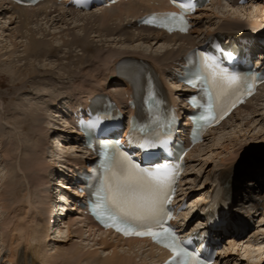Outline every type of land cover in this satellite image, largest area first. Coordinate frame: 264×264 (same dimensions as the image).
Here are the masks:
<instances>
[{
    "label": "bare ground",
    "instance_id": "1",
    "mask_svg": "<svg viewBox=\"0 0 264 264\" xmlns=\"http://www.w3.org/2000/svg\"><path fill=\"white\" fill-rule=\"evenodd\" d=\"M252 1H253V4L257 3V4H262L261 7L264 6L263 4L264 0H252ZM221 4H222L221 0H218L216 3H213L206 11L200 12L196 15L195 20L197 22L201 21V26L197 30H194L192 34L193 33H196L198 35L202 34L204 35V39H205L207 36L214 34L216 32H219V31L223 33H230V34L239 32L241 34H247V35H249V32L251 31H254L257 34L263 32L264 26L263 25L261 26V24L257 21V19L255 21V19L253 20L249 16H246L245 18H240L239 16L238 17L224 16V18L221 19L220 23L211 24V21H213L214 18H218V17L217 15L213 13L209 14L207 12H209L214 6H221ZM49 5L50 4H47V6L42 5L40 7L38 6L36 8H31V9L21 8V7L12 8L5 1L0 0V30H1L0 31V65L9 66V69L7 67L6 71L10 75L11 82L17 84L19 86L18 87L19 89H21L22 87L24 88L27 84L32 85V87L34 88V91L32 90V92H36V94L34 95H36L37 97L39 96L38 92H41L40 87L45 86V85H43L40 82H37L35 79L40 78L41 71H43L42 73L44 77H47L49 79L48 80L47 78H45L48 81V84L50 85V87L52 86L54 88L55 87L54 83L62 81L60 82V84H62L64 88L62 87L61 89L65 90L64 94L71 96V98H75L77 100L83 101L86 95H89L95 90L107 91L105 90L106 85L109 83L111 84L114 83L115 84L114 87L115 88L117 87L119 90L117 89L111 90L109 93L117 101L122 102L123 93L125 91H130L128 87H122V81L120 79V74H119V71L122 69L123 63L127 61V58H139L141 60H150L154 63V65L158 69H160L161 71L165 73V70L168 69L172 65V63L177 60L178 57H182V55L185 53L186 50L190 49L191 47L197 44V41L195 39H191L190 36L168 37V36H165L164 34L155 33V32L144 30V29L139 30L138 32L129 31L128 29L125 30L126 26L131 24V19L136 17L139 14V11L142 8H144L137 4L119 5V6L110 8V9H106V10L99 9L97 11H92L90 13L74 12L71 10H64L63 8H53V7L50 8ZM230 5L235 6L237 5V2H235L234 4H230ZM245 10H242V11L244 12ZM262 12H264L263 9H262ZM261 15L262 14L259 15V18H262ZM68 16H72L75 22L82 21L84 23L83 25H81L83 26V28L80 26L83 29V33L81 34L82 36H79V34L71 32L72 30L68 28H64L60 32V33L65 32V36H67L66 39L65 37L64 39L60 38L62 42L60 44H62V47L70 48L74 46L76 48H79L80 51L82 52V55H84L81 62L77 61L78 66L80 65L81 67H77L78 71L72 74L71 76H70L71 70L67 71L63 69V73L60 75L56 71L52 70L53 67L50 68L47 64L44 65V63H42L45 66V68L42 69L41 67L43 66L38 67V64L40 61L38 63H34L30 61L32 58L40 60L41 58L46 57V55L48 54L53 55V50H55V47L57 46L51 43L49 40L45 39L47 36H49L50 31L46 32L45 29H38V30L33 29L31 27L32 24L39 22V19H40V20L45 21L46 25H50L48 29H50V27L52 29L55 28L54 26L60 22L61 24L65 26H69V23L71 22L66 21V18ZM219 19L220 18H218V20ZM16 21L19 25L16 26L15 31H13L12 29H9L11 26L15 24ZM262 22H264V20ZM94 25H97V28L95 29L94 32L92 31L90 32V30H93L92 27ZM39 26H42V25H39ZM6 31L11 32V33L8 35H5ZM122 31L124 33L126 32L124 34L125 37L123 39H120V37L122 36L120 35ZM97 32L99 34L96 37L99 38V40L95 39L97 41L95 42L94 38L90 36V34L92 33L96 34ZM38 35H41V37L43 38L37 37ZM55 36L56 34L53 35V37ZM22 39L26 40L25 44H23L22 41H19ZM4 41L5 42L8 41L9 43L3 44ZM115 41H116V44H121V45L126 44V46H129L130 44H134L135 42H141V44H144V45L147 44V46L149 45L148 48H153V46H157L159 44L160 50L147 53L142 49L138 50L133 47L132 48L130 47L115 48V47H112V45H108L110 43L113 44ZM17 42H21L22 45L19 46ZM176 44L178 45V47L174 48L173 46H175ZM9 47H10V50L7 51ZM20 47L21 48L23 47L22 50L20 49L21 51L18 50ZM57 48H59V46ZM63 52L59 48V52H57L58 57H61L59 55L63 54V58H65L66 57L65 54H71L70 50L68 51L65 50ZM73 60L74 59H70V60L68 59V61L71 62V64ZM64 80H67L68 82L64 84L63 82ZM67 84H71V86L65 87ZM178 88L179 87L177 88L175 87V89L177 90ZM46 94H45V97L47 99L40 102V104L31 103V102H29L28 104L26 103L20 104V101L22 100H19V102L17 103L18 110L16 114H17V119H20V120L17 121L16 117H14L12 119L14 121H12L11 124L15 125L14 123L16 121L17 127L14 126V128H18L20 133L16 132L13 135H10L12 138V141L9 142L7 145H4L5 146L4 148L1 147L2 149L0 151V155H1L0 157L3 160L5 158L8 160L13 159V152L16 149L15 152L17 151V153L20 155V161L22 160V163H21L22 172H23V174L21 175L23 179L22 184L24 183L25 187L28 185L29 186L28 188L32 189L33 191L35 190L34 192H38L39 190L42 191L41 196L42 198L44 197V199L41 202L38 201L35 205H32L29 199L31 196V192L29 195V190L26 189L27 190L26 192L25 190L24 192L22 191L23 193H25V195L23 194V198L25 200L26 198L28 199L27 204L29 207L33 209L32 221L29 224L24 223V220L16 221L17 223L14 222L15 225L12 226L11 228H7V226H5L7 228L6 230L2 227L5 231H2L3 232L2 239L0 240V245H1L0 247H2V249L0 250V253L3 250L7 252L8 256L6 257V262L8 264H40L39 261L45 264H59L58 261H61L60 263L62 264H79L77 262L78 260L82 258L91 259L93 256H95L96 251L88 250L85 253H83L81 249H79V251L78 249H76L75 253H71L72 255L70 257L73 259H78V260L75 261V263L73 261L72 263H70L69 261L71 259L69 261L63 260L64 257H67L66 256L67 254L66 255L56 254V256H53V257L51 255L50 257L43 256L40 250V247L42 246H38L36 242V238L38 236L39 238L42 237L44 240L47 239L49 241L51 239L53 240L55 237L65 240V238L70 237V234L77 232L76 229L73 231L72 226L79 225L77 229L80 231L79 232L80 236L82 234L86 235V233H88L87 240L93 243L92 247H102L104 248V251L111 250L108 257H104L101 262H106V264H133L132 257L120 255V253L117 251V248L118 247L122 248L123 246H127L131 249V246L133 244L145 243V242H141L137 240H128L125 243H122L117 237H114L117 243L110 244L105 239H101L99 241L96 239L94 240V237L90 239L89 237H92V233H96L93 231L94 226L90 225V222L87 218H81L80 216L66 223L67 232L64 233V231H62L59 224L62 222V217L67 216L66 214L67 210L65 208L57 209L56 207L58 212H60L58 213V216H59L58 221L60 223H58L57 229H55V224L53 225V232L48 237L46 235L43 236L45 229H43V227H41L40 224H39L40 227H38L39 226L38 224H37L38 226H32V223L35 222L34 218H36L37 216L42 217V222H45L47 219L50 220L51 218V215H49V211H50L49 208L51 207V203L53 202L52 195H53L54 189L52 187H49L48 181L50 180H48V178L51 175V166L54 165L56 157L58 158V156H61V153L68 154L69 151L71 153L75 151L80 152V149L78 148L77 145H74V146L66 145L65 146V145H61V141H58L57 144L60 146V149H58L57 147H55L54 145L55 143L49 144L50 137H51L49 129H51V127L54 128V131L59 130L60 132H68V133H72V131H70V129L67 127V123L63 120V118H60L59 114H57L58 111L57 112L53 111V109H57V108L58 110L62 109V107L59 106L58 100L63 94L58 93V92L57 93L55 92L54 94H51V93H48L47 95ZM8 100L11 102L12 100L11 97L8 98ZM254 110H255V107L247 106L244 109V111L237 112L221 128L210 133V137L212 135L214 137L219 132L227 130V126H229V123L233 120L235 116H238L243 112H247V115L255 114ZM15 111H16L15 106L14 107L11 106L10 109L5 110V114L3 111V114L9 115L11 113H14ZM6 113H9V114H6ZM237 121L238 120H236L235 122ZM45 123L47 124L46 126H45ZM232 126L233 125L231 124L230 127ZM242 130L244 131V129H241V131ZM241 131L240 133H242ZM231 135L234 136V134H231ZM58 136L60 137L61 135H58ZM235 136H237V134H235ZM70 140L74 142L73 138H70ZM232 142L233 141L231 139V140L225 141L223 144L218 143L216 144L218 145L217 149H216V146L213 145L212 150H209L208 152L213 154L214 151L217 150L218 153L216 151L217 154L215 156L212 155V157H209L206 159L207 160L205 161L206 164L210 162L207 164V166L212 165L214 169L219 166H223L220 172L223 173L224 175L239 173L242 170L243 166L237 163L238 160H236V158H239L240 156L245 157L246 153L244 150L242 151L240 147H237L234 149ZM1 144H2V141H0V145ZM203 150L204 149L202 147H198V149L194 150L195 153L196 152L198 153L197 156H194V158L198 159V161L200 160V158H202V156L205 157L206 155ZM57 151H59V153ZM223 152L228 154L227 157L225 158L220 157ZM47 157H51L50 159L52 160L50 161L51 163L47 161ZM79 157L80 156L75 155L74 158H72L70 154L65 156L66 160L72 161L73 163H78ZM212 161L214 162L212 163ZM205 166L206 165L204 164V170L202 171L200 170L201 172H199V175L204 172V175H205L204 177H206V179L208 177L211 178L210 176L211 169H208V167L205 169ZM16 168H19V167H16ZM190 174L191 173H189V175ZM13 176L14 175H12V177ZM19 184H21V182ZM58 184L59 182L57 181V186ZM207 184H208V181L207 183H203L202 187H200L197 190V192H199L202 189L204 191H208L209 193L211 191V187L208 188V186H206ZM6 185L8 186L7 183ZM9 185H11L10 186L11 190L8 191L6 189L7 186L5 187L4 185H2V187L3 186L5 187V190L1 189L2 194L0 193V205L2 206L0 208L1 210H3L2 208L6 210L5 212L6 214L4 216L3 222L5 225H8V226L13 221L12 219H10V216L13 211H10L11 209L9 208V206H7L8 204L6 205L5 200H3L2 197L6 195L8 198L10 197V199L13 198V200L11 199L12 201L14 200L16 201V199H14V196L16 195L18 196V191H19V190L16 191L17 189L16 184H12V182L10 183L9 181ZM25 187L24 188L21 187V188L25 189ZM74 192H76L75 189H74ZM248 194L249 192L247 193V195ZM59 198L60 197H58V199ZM21 200L23 201L22 198ZM205 200H206V195L200 202L205 201ZM200 202L196 204V207H198L201 204ZM59 205H63V204L60 203ZM191 207H194V205L191 204ZM72 209H68V210L70 211ZM39 210H40V213L38 212ZM2 213L4 212L2 211ZM190 214L191 213L183 214V216L189 217ZM0 220H1L0 222H2L3 219L0 218ZM198 223L200 222L198 221L195 224H198ZM16 230L18 231L21 230L24 233L27 232L26 242H27V246L29 247L19 248V245L21 244V242H18L17 246H13V240L6 241V239L9 236H13V233ZM52 234L54 235L52 236ZM64 234H67L68 236L66 235L67 237L66 236L63 237ZM106 234L107 236H111L109 233H106ZM42 238L40 240H42ZM23 239H24V236L22 238V241ZM230 247L234 248L233 249L234 252H241V250L247 246L242 245L241 247L239 246L236 247L235 244H232L230 245ZM55 248L56 247L54 246L52 249H55ZM153 248L154 247H151V249ZM158 251L161 252L160 250ZM228 253L229 251L228 252L225 251L221 261L222 263H224L225 261V264H233L231 263L232 262L231 256H229L230 253L229 254ZM44 254H45V251H44ZM68 255H69V251H68Z\"/></svg>",
    "mask_w": 264,
    "mask_h": 264
},
{
    "label": "rangeland",
    "instance_id": "2",
    "mask_svg": "<svg viewBox=\"0 0 264 264\" xmlns=\"http://www.w3.org/2000/svg\"><path fill=\"white\" fill-rule=\"evenodd\" d=\"M261 5L262 4H257L256 3V4H252V5H247L246 7L240 9V8H237V7L230 8V7L226 6L225 4H222L221 6L213 7L207 13H209V14L213 13V14L217 15L218 18H220L219 20H218V18H214L213 21H212L213 24L220 23L221 19H223L224 16H229V17L230 16L231 17H234V16L238 17L239 16L240 18H245L246 16H249L251 19H253V20L255 19V21L257 19V21L261 24V26L262 25L264 26V22H262L264 20V12H262V9L264 10V6L261 7ZM242 10H245L244 12H246V13H244ZM260 14H262L261 15L262 18H259ZM17 21L9 29H12L13 31H15L16 26L19 25L17 23ZM66 21L71 22V23L68 22L69 26H65V25L61 24V22H60V23H58L57 25L54 26L56 29L55 28L52 29L51 27H50V29H48V27L50 25H46L45 21L40 20V19H39V22H41V23L37 22L38 24L37 23H33L32 24L31 27L33 29H36V30L45 29L46 32L50 31L49 36H47L45 39L49 40L51 43H53L54 45H57V46L55 47V50H53V55H49L48 54V55H46V57H43L40 60L32 58L30 61H32L34 63H38L40 61L39 64H38V67L43 66V67H41L42 69H44L45 68L44 65L47 64L50 68L53 67L52 70L56 71L60 75L63 73V69H65L67 71L71 70V74H70V76H71L72 74H74L75 72L78 71L77 67H81L80 65L78 66L77 61L81 62L83 57H84V55H82V52L80 51L79 48H76L74 46L70 47V48L69 47L68 48L62 47V44H60V43H62L60 38L64 39V37H65V39H66L67 36H65V32H63L64 34L60 33V32L62 31V29L68 28V29L72 30L71 32H74L76 34H79V36H82L81 34L83 33V29H82L83 26H81V25H83L84 23L82 21H79V22L76 21L75 22V20H74V18L72 16H68L66 18ZM39 25H42V26H39ZM92 28H93V30H90V32L91 31L94 32L95 29L97 28V25H94ZM98 30H100V29H98ZM10 33L11 32H7L6 31L5 35H8ZM125 33L123 31L121 32L120 35H122V36L120 37V39H123L125 37V35H124ZM55 34H56V36L53 37V35H55ZM98 34H99L98 32L96 34H94V33L90 34V36H92L94 38L95 42H97L95 39L99 40V38L96 37V36H98ZM37 37L43 38V37H41V35H38ZM117 39H119V38H117ZM19 41H22L23 44H25L26 40L22 39V40H19ZM5 43H9V42L8 41L7 42L4 41L3 44H5ZM17 43L19 44V46L22 45L21 42H17ZM108 45H112V47H115V48H123V47L132 48L133 47V48H136L138 50L142 49V50H144L147 53L160 50L159 45L153 46V48H148L149 45L147 46V44L146 45L141 44V42H135L134 44H130L129 46H126V44L125 45L116 44V41H115L113 44L110 43ZM58 46H59V48L61 49L62 52L65 51V50L66 51L70 50L71 54H65V56H66L65 58H63V54H60L59 56H61V57H58V55H57V52H59V48H57ZM20 49L22 50L23 47L22 48L20 47L18 50L21 51ZM9 50H10V47H9V49H7V51H9ZM56 50H57V52H56ZM79 51L81 52V54H80ZM54 54H55V56H54ZM60 58H62V59H60ZM68 59L69 60L70 59H74L72 61V64H71V62L68 61ZM42 63H44V65ZM11 66H13V65H11ZM7 67L9 69L8 65H6V66L5 65L4 66L0 65V141H2V144L0 145V151L2 149L1 147L4 148L5 147L4 145H7L9 142L12 141V138H11L10 135H13L16 132L20 133L18 128H14V126L17 127L16 126V124H17L16 121L14 123L15 125L11 124V122L14 121V120H12L14 117H16V119H17L16 112L18 110L17 103L19 102V100H22V101H20V104L21 103L28 104L29 102L40 104V102H42L43 100L47 99L45 97L46 93L47 94L48 93L54 94L55 92L56 93L57 92L58 93L63 92V90L61 89L63 86H62V84H60V82H62V81L54 83L55 87L53 88L51 86L52 87L51 88L50 85L48 84V81L45 79L47 77H44V75L42 73L43 71H41V75H40L41 77L35 79L37 82H40L43 85H45V86H41L40 87V89H41L40 91L41 92H38V94H39L38 97L36 95H34V94H36V92H32V90L34 91V88L30 84H27L24 88L22 87L21 89H19L18 88L19 86L17 84L11 82L10 75L6 71ZM55 76H56V74H55ZM63 78H64V76H63ZM67 80L63 81L64 84L66 82H68ZM69 86H71V84H67L65 87H69ZM30 87H31V89H30ZM10 97L12 99L11 102L8 100V98H10ZM6 103H8V104H6ZM10 105L12 107L15 106L16 111L14 113H11V114L6 113V114H9V115H4L5 114V110L10 109V107H11ZM259 105H261V106H259V108L257 107L259 109L257 114H251V115L243 114L242 116L238 117L239 121H237L236 123H232L233 124L232 127H228L227 130L219 132L215 136V138L213 140H209L208 142H206V144L203 147V149H204L203 151L205 152L206 155H205V157L202 156V158H200V160L195 164V170H193V172L198 173L197 175H199V172L204 170V164L206 165L205 169L208 167V169H211V171H212L214 169L213 166L212 165L207 166V164L210 163V162H208L206 164L205 161H207L206 160L207 158L212 157V155L215 156L218 153V151L215 150L214 151L215 154L213 152H212L213 154H211L208 151L212 150L213 145H215L216 149H217L218 145H216V144H218V143L223 144L225 141L231 140V139L234 142V143L232 142V144L234 146V149L237 148V147H240L242 149V151L244 150L245 153H246L245 157L244 156H240L239 158H236V160H238L237 163H247L248 164L247 165V167H248L247 169H249V171H251L249 173H252V175H254V176L256 174H258L259 171H261V170L264 171V103H259ZM2 108H3V110H2ZM6 108H8V109H6ZM12 110H14V109H12ZM3 111H4V114H3ZM19 120L20 119H17V121H19ZM251 123H253V124H251ZM258 123H260V124H258ZM237 128H238V130H237ZM241 129H244V131L243 130L241 131ZM240 131L242 133H240ZM230 133L234 134V136L231 135ZM235 134H237V136H235ZM15 150L13 152V159H11V160H8L6 158H5L6 160L5 159L3 160L0 157V177H1L0 181H2V182H0V193H1V191L3 189L5 190V187L7 186L6 183L9 186V187L7 186L6 189L8 191L11 190V188H10L11 185H9V181H10V183L12 182V184H16V186H17L16 191L19 190L18 191V196L20 195L19 198H18L17 195L14 196V199H16V201L15 200L12 201L13 198H11L12 199L11 200L10 197L8 198L6 195L4 197H2V199L5 200L6 205L8 204L7 206H9V208L11 209L10 211H13L11 216H10V219H12L13 221L9 224V226L5 225L3 221H4V216L6 214L5 213L6 210L4 208H2L3 210H1V208H0V216H1L0 218L3 219L2 222H0L1 223L0 224V230H1L0 231V240L2 239V233H3L2 231H5L7 228H11L12 226H14L15 225L14 222L17 223L16 221L24 220V223L29 224L32 221L33 209L28 206V204H27V200L28 199L26 198V200H25L23 198V194L25 195V193H23L24 190H25V192L27 190H29V195H30V192H31V196H30L29 199H30L32 205H35L38 201L41 202L44 199V197L42 198V196H41V192L42 191L39 190L38 192H34L35 190L33 191L32 189L28 188L29 187L28 185L26 186L27 187L26 188L25 184L24 183H23L24 185L22 184V182H23V179H22V176H21L23 174L22 167H21L22 160L20 161V155L17 153V151L15 152ZM216 151H217V153H216ZM48 155H50V154H48ZM196 155H198V153ZM227 155L228 154L223 152L220 157L221 158H225V157H227ZM14 156H16V157H14ZM45 157H46V155H45ZM12 161H13V163H12ZM213 162L214 161H212V163ZM10 163H12V164H10ZM216 164H218V163H216ZM16 167H19V168H16ZM221 167H223V166H221ZM11 174L14 175V176L12 177ZM200 175L204 177V172L202 174H200ZM195 178H196V176H193L192 180H195ZM21 179H22V181H21ZM20 182H21V184H19ZM203 183H204V180L202 178L200 183H199V185L197 187H195V189H194L193 197L197 198V200H200L207 192V191H204L202 189L199 192H197V190L200 187H202ZM2 185H4L5 187L4 186L2 187ZM21 187L22 188L25 187V189H22ZM21 198L23 199V201L21 200ZM0 207H2V206L0 205ZM27 209H28V211H27ZM2 211L4 213H2ZM20 212H21V214H20ZM29 212H31V213H29ZM39 212H40V210H39ZM24 214H25V216H24ZM24 217H26V218H24ZM34 220H35V222H34L35 224L32 223V226H38L40 224L41 227L44 228V224L42 223V219L40 217H36V218H34ZM64 222L66 223V222H68V220H65ZM2 225H4V226H2ZM40 225L38 227H40ZM5 226H7V228ZM61 227H63V231L66 230V225L65 224H62ZM75 228H77V226H74L72 228L73 231L75 230ZM16 231H17V233H16L15 236L19 237V239L21 238L20 242L23 243V246H25V245L27 246V242H26L27 232H25L26 233L25 234L21 230H19V231L16 230ZM23 236H24V239L22 241ZM64 236L65 235H63V237ZM256 236H257V242L256 243L254 242V244L245 245L246 242H244V243L238 245L239 247H241L243 244L245 246H247V247L243 248L241 250V252H234V250H233L234 248L228 250L229 253H230V254L229 253L228 254H229V256H231V260H232V262L230 261L231 263H233V264H264V226H262V225L260 226L259 225L257 228H255V230L251 231V233H249L246 236L244 241H247V240L248 241H253V239ZM41 238H39V236L36 238L37 245L43 247V248L40 247L41 252L45 251V254L47 256H49V257H50V255L53 257V256H56V254H58V255H62V254L66 255L67 254L66 255L67 257H64L63 260L64 261L65 260L69 261L71 259L69 261L70 263H72V261L75 263V261L78 260V259H73V258L70 257L72 255L71 253H75L76 249H78V251H79V249H81L83 251V253H85L88 250H90V251L95 250L96 251L95 256H93L91 259L82 258V259L78 260L77 262L79 264H104V263H101V260L103 259V257H106L110 253V251L103 252V251H101V249H96L95 247L92 248L91 245L93 243L91 241H89L90 243H88V241H83L84 239H87L86 235L80 236L78 231L76 233L70 234V237L69 238H65V240L64 239H59L58 237H55L52 241H50V242L48 241L47 242L43 238H42V240H40ZM90 239H92V237H90ZM53 246H55L56 248L52 249ZM238 246H236V247H238ZM124 249L126 250V248H124ZM68 251H69V255H68ZM120 253L122 254V252H120ZM131 256H132L133 263L136 264V263H139V261L145 259V257L148 256V254L145 253L144 251H139L138 249L134 248V250L131 252ZM60 262L61 261H58L59 264H62Z\"/></svg>",
    "mask_w": 264,
    "mask_h": 264
},
{
    "label": "snow or ice",
    "instance_id": "3",
    "mask_svg": "<svg viewBox=\"0 0 264 264\" xmlns=\"http://www.w3.org/2000/svg\"><path fill=\"white\" fill-rule=\"evenodd\" d=\"M181 8L187 9L188 6L181 4ZM169 16L175 18V14H164V19ZM152 19L145 20V23H152ZM183 30V29H182ZM231 55V54H229ZM215 68V61L212 57L202 56V66L199 72L194 73L189 79V83H195L201 78L204 71ZM257 79L256 73H251L247 77L228 76L226 77L229 86H235L236 90L244 88L247 94H251L252 86ZM244 93H241V96ZM231 106H235V102ZM213 105L211 98L208 105V112L202 114L199 119L211 122L223 119L225 112L218 117L212 116ZM141 147L155 148L157 144L148 141ZM115 156L109 158L108 165L113 166ZM114 181L105 183L98 199L94 202L98 213H102L105 218V226L113 227L117 232L125 236H147L157 243L169 247L173 257L179 258L187 256L188 253L179 246L176 240V233L168 224L172 219L167 205L171 203L174 195L172 187L176 174L165 166L163 169L157 168L137 170L136 166L121 160L113 168ZM194 264H200L195 261Z\"/></svg>",
    "mask_w": 264,
    "mask_h": 264
}]
</instances>
